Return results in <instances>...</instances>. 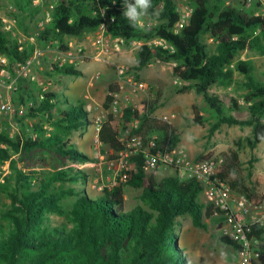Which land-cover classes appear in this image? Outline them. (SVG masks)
Masks as SVG:
<instances>
[{
    "label": "trees",
    "instance_id": "16d2710c",
    "mask_svg": "<svg viewBox=\"0 0 264 264\" xmlns=\"http://www.w3.org/2000/svg\"><path fill=\"white\" fill-rule=\"evenodd\" d=\"M34 1L13 0L20 13L33 19L41 8ZM189 1L192 12L179 33L175 29L181 18V0H151L145 24L136 28L123 16V0H55L51 20L40 28L36 44L20 43L4 28L0 17V58L7 59V63L0 60V73L7 70L14 75L34 58L37 46L57 42L67 51L69 38H85L105 28L122 38L127 47L140 43L132 67L138 79L153 61L170 65L172 76L185 83L177 88L178 93L194 91L204 98L211 119L209 135L214 136L223 125L250 127L249 146L254 151L264 141V72L257 74L254 63L240 55L252 52L264 56V14L256 12L262 4L258 0L255 10H250L248 0H239L240 5L227 4V0ZM25 32H30L28 26ZM158 39H164L169 47L156 44ZM49 75L74 78L81 72L70 64H55ZM18 82L22 105L33 104L25 118L35 122L15 136L0 132V163L9 167V173H0V264H188L179 247L180 218L189 216L196 228H208L204 217L213 219L218 230L223 227L229 210H216L204 203L201 195L205 189L200 182L182 181L177 175L159 179L158 171L144 170L143 155L132 156L137 172L125 183L103 192L88 191V172L71 166L92 161L74 141L75 135L92 124L86 103L69 101L62 91L67 84L61 79L41 95L28 87L25 78ZM215 87H234L235 95L225 100L213 91ZM117 89L116 83L109 87L105 108L109 109L111 93ZM155 109L150 101L130 107L122 124L127 128L138 120L135 132L147 143L153 136L150 124ZM194 114L196 124H205L207 119L198 108ZM118 129L109 115L98 133L100 142L111 148V158H116L122 147ZM157 143L161 149L172 150L180 138L168 129L162 138L157 136ZM215 160L217 175L234 192L255 205L264 202L259 194L262 179L255 180L253 186L248 183V177L254 175V161L245 168L236 150ZM127 188L141 191L140 203L127 205ZM54 216L64 220L56 222ZM248 237L264 244V227L251 225ZM219 239L235 251L242 249L221 233Z\"/></svg>",
    "mask_w": 264,
    "mask_h": 264
},
{
    "label": "rangeland",
    "instance_id": "374dc122",
    "mask_svg": "<svg viewBox=\"0 0 264 264\" xmlns=\"http://www.w3.org/2000/svg\"><path fill=\"white\" fill-rule=\"evenodd\" d=\"M257 1L248 0L247 8L255 10ZM259 1L262 6L256 12L264 14V0ZM54 3L55 0H45L44 2L35 0L34 5L41 8L33 19L28 14L20 13L13 0H0V17L4 24L10 28L9 31L12 36L20 43L36 44L37 37L35 36L40 28L47 23V15L51 13ZM227 4L240 5L239 0H227ZM180 5L192 8L189 0H181ZM27 26L30 30L29 33L25 32ZM98 34L107 39L109 45L116 42V38L110 33H102L99 30L88 34L85 38H69V50L67 51L61 50L55 43L47 47L37 46L38 51L36 50L34 58L26 71V76L23 77L27 80L28 87L36 95H41L42 91L50 90L55 86L58 79L64 80L67 86H64L62 91L69 98V101L82 100L86 103L85 106L90 113L92 124L83 133L75 135L74 141L92 161L75 162L71 166L80 167L88 172L90 186L87 189L90 192L97 191L101 183V178L92 164L98 162L101 157L113 159L111 158V148L103 145L98 137L100 124L109 115V109L105 108L109 87L111 84L116 83V67L118 65H125L129 68L135 65V53L140 45L139 42H135L127 47L123 43L120 52L104 53L99 57L98 50L93 46L94 40L99 36ZM33 37L34 40L31 39ZM208 43L212 44V39L208 40ZM123 56L128 57V60H123ZM62 58L66 60L65 65H73L81 72V75L74 78L51 77L49 75L50 67L57 65ZM240 58L252 61L257 74H263L264 56L252 52H243ZM15 79L16 73L12 75L7 70L0 73V95L6 96L8 94L7 86L12 84ZM138 81L146 84L148 89L134 98L135 105L139 106L143 102L150 101L156 108L152 113L154 120L150 124L154 137L162 138L166 130L172 129L180 138L178 147L185 149L194 161L209 154L218 157L224 153H230L232 150L239 151L245 168H250V161H254V175L248 177L249 185L253 186L257 178H262V182H264V141L256 150H251L249 141L252 139V130L250 127L223 125L214 136H210L211 119L204 98L194 91L178 93L177 88L185 83L180 84L172 76L168 64L153 61L140 73ZM18 83L17 79L15 82L17 89L10 92L12 95L11 112L0 117V132L7 131L11 136L23 132L25 127L28 128L31 123L35 122L33 118H25L31 102L22 105L20 93L17 91ZM213 91L220 93L225 100L235 95L234 87L229 89L215 87ZM195 108H198L200 115L207 119L205 124L200 125L194 122ZM165 115L175 116L171 124H166L161 120V117ZM22 120L24 122H21ZM0 171L1 174L3 172L9 173L8 164L0 163ZM172 175H176L175 170L162 168L158 171L157 177L162 179ZM140 194L141 191L127 188V205L131 207L140 203ZM240 195L233 191L235 198H239ZM201 200L206 204L209 203L206 192L201 195ZM54 220L61 222L64 219L54 216ZM180 221L183 224V229L179 234V247L183 249L188 264H238L237 251L220 241V231L213 219L204 217V222L208 225L207 229L196 228L189 216L181 217ZM260 244L257 247L262 251V256L256 259L254 264H264V244Z\"/></svg>",
    "mask_w": 264,
    "mask_h": 264
},
{
    "label": "built area",
    "instance_id": "2783aa9c",
    "mask_svg": "<svg viewBox=\"0 0 264 264\" xmlns=\"http://www.w3.org/2000/svg\"><path fill=\"white\" fill-rule=\"evenodd\" d=\"M179 11L181 18L176 25L175 33H179L188 22L192 8L180 5ZM50 20L51 15L48 13L47 22ZM144 24L145 21H143ZM146 24L151 25L152 23L147 22ZM4 28L10 30L5 24ZM100 30L102 33L107 32L105 28ZM38 34L39 32L35 37H38ZM115 38L116 42L112 45H109L107 39L102 35H99L94 40L93 46L98 50L99 57L104 53L120 52L122 50L121 47L124 40L120 37ZM31 39L34 40V37ZM24 40L26 39L24 38ZM155 43L166 48L169 47L164 39H158ZM0 60L3 63L7 61L6 58H0ZM65 61V58H62L57 65L63 67L65 66ZM156 62L161 63L159 60ZM30 64L31 60L26 65H22L17 69L16 79L12 84L7 86L8 94L6 96L0 95V117L3 114H9L11 112L12 95L10 92L17 89L15 86L16 80L26 76V71ZM3 71L5 70H2L1 73ZM116 77L118 89L111 93L112 102L109 107V115H112L117 122L119 127L117 140L122 147L116 153V158L105 159L101 157L98 162L92 164L96 173L101 178V183L97 191L103 192L106 189L111 190L130 179L131 174L137 172L136 163L131 160L132 156L136 155L144 156L143 168L147 172H155L162 168H167L175 170L176 175L182 181L195 179L204 186V192L208 194L209 203L214 206V209L220 211L229 210L227 220L219 231L222 235L238 242L242 247L240 251H237L238 264H254L256 259L262 256V251L257 247L260 242L258 240H250L248 233L253 224L264 227V202L261 205H255L244 195L235 198L229 183L217 175V163L214 156L200 161H194L189 157L186 150L180 147L172 150L159 148L157 137H152L146 143L144 136L135 132L139 128L138 120L132 121L125 128L122 124L125 111L130 107H138L135 105L134 98L140 93L145 92L148 86L139 82L136 71L125 65H118L116 67ZM177 81L180 84L182 83L178 79ZM32 105L31 103L30 106ZM174 118V115H165L161 117V120L166 124H171ZM103 122H101L100 128ZM259 194L264 198V182Z\"/></svg>",
    "mask_w": 264,
    "mask_h": 264
},
{
    "label": "clouds",
    "instance_id": "9594fccd",
    "mask_svg": "<svg viewBox=\"0 0 264 264\" xmlns=\"http://www.w3.org/2000/svg\"><path fill=\"white\" fill-rule=\"evenodd\" d=\"M124 12L123 16L128 20L130 25L134 28L143 26V18L149 13L152 7L151 0H123Z\"/></svg>",
    "mask_w": 264,
    "mask_h": 264
},
{
    "label": "crops",
    "instance_id": "0c3cea01",
    "mask_svg": "<svg viewBox=\"0 0 264 264\" xmlns=\"http://www.w3.org/2000/svg\"><path fill=\"white\" fill-rule=\"evenodd\" d=\"M122 59L127 61V60H128V57L123 56ZM129 60H130V59H129ZM111 85H112V84H111ZM111 85H110V86H111ZM263 171H264V168H263ZM257 179H258V178H257ZM261 179H262V178H261Z\"/></svg>",
    "mask_w": 264,
    "mask_h": 264
}]
</instances>
